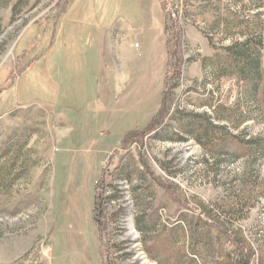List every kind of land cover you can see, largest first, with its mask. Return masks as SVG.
Here are the masks:
<instances>
[{
	"label": "rangeland",
	"instance_id": "obj_1",
	"mask_svg": "<svg viewBox=\"0 0 264 264\" xmlns=\"http://www.w3.org/2000/svg\"><path fill=\"white\" fill-rule=\"evenodd\" d=\"M167 25L179 86L160 128L123 149L160 108ZM249 40L264 43V0H0V264H229V228L264 264V59L239 58ZM201 114L215 127L196 140Z\"/></svg>",
	"mask_w": 264,
	"mask_h": 264
},
{
	"label": "trees",
	"instance_id": "obj_2",
	"mask_svg": "<svg viewBox=\"0 0 264 264\" xmlns=\"http://www.w3.org/2000/svg\"><path fill=\"white\" fill-rule=\"evenodd\" d=\"M64 12V10L62 11ZM165 35H166V41H165V55H166V70L163 80V89L160 93L161 96V105L158 109L157 113L151 118L149 123L146 126V129L142 131L137 130H130L126 132L122 138H121V148H125V146L129 143L137 142L138 144H143V137L146 135L158 130L165 118V116L168 113V107L166 106L167 100L171 99L174 90L179 86V82L181 80V74H182V64L184 62L183 55H182V46H181V29L179 26L174 25L172 26V29L167 25L165 28ZM251 41L249 40L244 45L245 47L241 49L239 58L245 59L246 61L251 60L249 57V51H255L256 53V60L258 58L264 59V43L262 42H255L253 44H250ZM21 73V71H20ZM199 117L201 119H199ZM211 117L207 114H201L200 116H194L190 119V126L194 128V130H197L199 132V136L196 134L193 136L196 140H199V138L206 136L207 139L209 138L210 130L215 127V125L212 123ZM159 127V128H158ZM158 128V129H157ZM193 130V129H192ZM201 130V131H200ZM105 181L102 177H100L94 184L92 189V206H91V215L92 219L95 222L96 226L99 229L100 236L101 233L105 232L107 230V221L105 220V215L103 213V204L108 200L110 197H103L105 192ZM200 214L203 215L205 221L209 219L207 208L200 204ZM210 220V219H209ZM214 224V227L216 229H222V224H219L215 221H210ZM225 231L229 234V236H233V239H235L236 248L230 252V255L233 257L231 258V262L229 264H249L250 257L253 254L246 245L244 239L242 237H239L237 235V231L229 229H225ZM103 245V244H102ZM107 264V263H104Z\"/></svg>",
	"mask_w": 264,
	"mask_h": 264
}]
</instances>
